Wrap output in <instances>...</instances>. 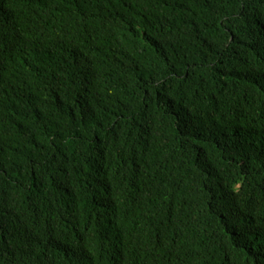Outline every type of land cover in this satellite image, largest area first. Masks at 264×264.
I'll return each mask as SVG.
<instances>
[{"label":"trees","instance_id":"trees-1","mask_svg":"<svg viewBox=\"0 0 264 264\" xmlns=\"http://www.w3.org/2000/svg\"><path fill=\"white\" fill-rule=\"evenodd\" d=\"M0 264H264V0H0Z\"/></svg>","mask_w":264,"mask_h":264}]
</instances>
